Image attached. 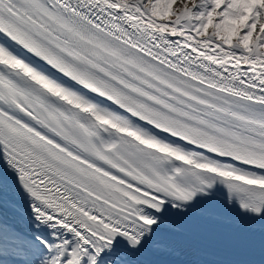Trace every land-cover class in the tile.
I'll list each match as a JSON object with an SVG mask.
<instances>
[{
	"label": "snow or ice",
	"instance_id": "1",
	"mask_svg": "<svg viewBox=\"0 0 264 264\" xmlns=\"http://www.w3.org/2000/svg\"><path fill=\"white\" fill-rule=\"evenodd\" d=\"M217 213L264 241V0H0V264H264Z\"/></svg>",
	"mask_w": 264,
	"mask_h": 264
},
{
	"label": "bare ground",
	"instance_id": "2",
	"mask_svg": "<svg viewBox=\"0 0 264 264\" xmlns=\"http://www.w3.org/2000/svg\"><path fill=\"white\" fill-rule=\"evenodd\" d=\"M187 242H190V244ZM182 244L185 246L184 248L188 254L187 258L207 261L230 260L231 256L229 257L226 253L230 254L238 249L237 245H229L220 239L209 241L189 230H185Z\"/></svg>",
	"mask_w": 264,
	"mask_h": 264
},
{
	"label": "rangeland",
	"instance_id": "3",
	"mask_svg": "<svg viewBox=\"0 0 264 264\" xmlns=\"http://www.w3.org/2000/svg\"><path fill=\"white\" fill-rule=\"evenodd\" d=\"M192 251V250H191Z\"/></svg>",
	"mask_w": 264,
	"mask_h": 264
}]
</instances>
